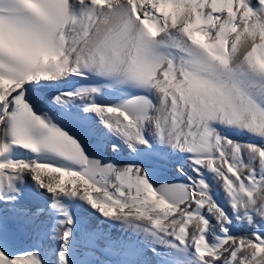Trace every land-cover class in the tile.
Wrapping results in <instances>:
<instances>
[{
	"label": "snow or ice",
	"instance_id": "obj_1",
	"mask_svg": "<svg viewBox=\"0 0 264 264\" xmlns=\"http://www.w3.org/2000/svg\"><path fill=\"white\" fill-rule=\"evenodd\" d=\"M0 264H264V0H0Z\"/></svg>",
	"mask_w": 264,
	"mask_h": 264
},
{
	"label": "bare ground",
	"instance_id": "obj_2",
	"mask_svg": "<svg viewBox=\"0 0 264 264\" xmlns=\"http://www.w3.org/2000/svg\"><path fill=\"white\" fill-rule=\"evenodd\" d=\"M242 232H245L246 233L247 232V229H243Z\"/></svg>",
	"mask_w": 264,
	"mask_h": 264
}]
</instances>
